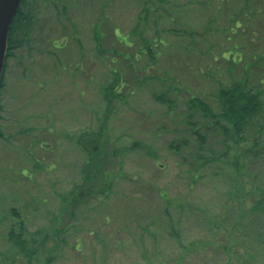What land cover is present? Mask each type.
<instances>
[{
  "label": "rangeland",
  "instance_id": "374dc122",
  "mask_svg": "<svg viewBox=\"0 0 264 264\" xmlns=\"http://www.w3.org/2000/svg\"><path fill=\"white\" fill-rule=\"evenodd\" d=\"M143 1L26 0L28 40L6 59L0 91V264H264V214L247 212L264 187L263 137L236 149L186 103L218 111L216 90L264 42L230 34L235 8L205 32L204 3L179 0L195 34L176 36L167 6L146 23ZM227 51L242 53L236 65ZM100 129L105 182L66 207L87 161L77 141Z\"/></svg>",
  "mask_w": 264,
  "mask_h": 264
},
{
  "label": "trees",
  "instance_id": "16d2710c",
  "mask_svg": "<svg viewBox=\"0 0 264 264\" xmlns=\"http://www.w3.org/2000/svg\"><path fill=\"white\" fill-rule=\"evenodd\" d=\"M189 4H196L198 0H186ZM201 4H203V8L208 10V16L206 21H204L203 29L205 32L210 31L211 27L214 24V20L218 17L217 13L224 8L225 6H229L230 8H235L238 12H235L234 16H229L228 21L232 22L233 27L229 28L231 35L237 34H245L246 39L249 40L250 43L255 42L257 40H261L264 42V30L260 34V27L254 26V16L261 13L262 7H257L256 1L258 0H200ZM264 1V0H263ZM141 2V1H140ZM26 0H21L20 5L12 17L10 22L8 33H7V48L3 69L1 70V78H0V91L3 87V77L4 70L6 68V62L8 57L11 55V52L16 49L20 44L27 43L29 36V28L33 21V17L29 14V12L25 8ZM200 4V5H201ZM162 5L167 6L169 11L170 25L169 32L176 36H181L184 34H188L194 36L195 30L194 28L189 26H184L180 19L181 13V4L179 0H145L141 3V12L142 18L146 21L149 20V15H158L160 13L159 7ZM201 6V7H202ZM202 9V8H201ZM151 11V12H149ZM235 15L243 16L241 19H236ZM243 21L245 25V29L243 27ZM203 22V19H202ZM147 23V22H146ZM249 27H251L249 29ZM256 27V28H254ZM246 40V46L248 48L251 44ZM142 42L146 44V40ZM241 52L236 54V56H232L231 52L227 51V57L222 55V58L231 64V66L236 65L241 58ZM236 58V59H235ZM255 68L262 72V75L259 76L256 83H250L249 76L251 75V68ZM119 83L118 77L115 76L112 78L111 83L108 84L104 89V93H109L112 89L117 88ZM114 91V90H113ZM1 93V92H0ZM106 96V95H105ZM216 100L214 101L217 105V110L212 109L208 102L205 100H200L196 96H191L187 103L188 108L194 109L195 112L199 110V112L203 115L204 118H217V130L219 133L229 140L231 143H234L236 149L240 148L242 141L252 140L255 148L260 145L261 141H264V52L253 57V62H246L243 68V75L240 79L232 80L228 85H220L215 93ZM106 101L109 98L105 97ZM1 107V106H0ZM250 130L253 131L250 134ZM1 135V133H0ZM104 133L103 130L100 129V132H92L87 134L80 135V138L77 141L80 149L85 152L86 162L82 170V179L83 183L80 186H75L73 190H71L68 195L65 194L62 196L61 200L64 205L67 207L71 204V208L78 207L82 200V192L89 194L88 196H92V194L96 193V191L100 192V187L105 182L104 169H101V165L106 164V157L102 156L101 152L103 150L102 144L105 143V139H103ZM251 136V137H250ZM200 139L199 136H197ZM99 141V144H98ZM235 149V150H236ZM241 151H238L239 157L241 155ZM240 158H236L230 162L234 169V174L237 175L240 171ZM249 159L246 157V165ZM103 163V164H102ZM83 187H85L83 189ZM258 192L253 197L251 202V207L247 210L250 214H264V187H257ZM80 189V190H79ZM89 198V197H88Z\"/></svg>",
  "mask_w": 264,
  "mask_h": 264
},
{
  "label": "water",
  "instance_id": "95a60500",
  "mask_svg": "<svg viewBox=\"0 0 264 264\" xmlns=\"http://www.w3.org/2000/svg\"><path fill=\"white\" fill-rule=\"evenodd\" d=\"M21 0H0V78L4 65L7 33L12 17L16 13Z\"/></svg>",
  "mask_w": 264,
  "mask_h": 264
}]
</instances>
